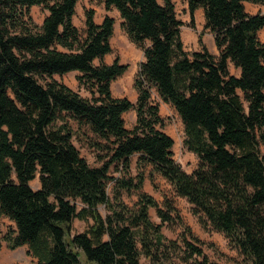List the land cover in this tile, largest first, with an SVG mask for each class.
Wrapping results in <instances>:
<instances>
[{"label": "trees", "instance_id": "obj_1", "mask_svg": "<svg viewBox=\"0 0 264 264\" xmlns=\"http://www.w3.org/2000/svg\"><path fill=\"white\" fill-rule=\"evenodd\" d=\"M78 1L0 0V220L15 224L9 247L27 245L38 264H85L81 251L93 264H142V255L151 264H216L177 206L144 190L140 170L150 164L203 228L223 233L247 264H264V13L245 7L264 0H186L192 27L203 8L219 55L201 39L202 50H186L173 0H98L107 12L119 11L122 29L143 52L135 102L112 92L128 65L104 60L115 18L97 23L89 8L81 32ZM35 5L48 12L42 24L32 18ZM73 71L78 91L54 78ZM154 92L183 122V146L199 159L192 172L174 158ZM132 109L137 120L128 128L124 114ZM76 131L96 139L101 165L82 156ZM134 155L138 173L131 175ZM112 170L120 176L110 196ZM124 192L136 193L132 206ZM75 219L92 223L68 238ZM175 221L182 230L171 239L163 227Z\"/></svg>", "mask_w": 264, "mask_h": 264}, {"label": "rangeland", "instance_id": "obj_2", "mask_svg": "<svg viewBox=\"0 0 264 264\" xmlns=\"http://www.w3.org/2000/svg\"><path fill=\"white\" fill-rule=\"evenodd\" d=\"M185 1L186 0H173L177 14L184 22V25L182 26V35L185 41L186 50L189 52L200 51L202 50V43L206 47L208 46L207 43L209 37L205 36L208 29H205L204 23L201 21V15H196L195 27L190 26L191 16L189 9L185 8ZM90 4L99 5L101 3H99L98 0H79L77 4L74 23L81 30V32H84L86 28L85 12L87 9L91 8ZM245 4L247 10L251 13H264V4L250 1H247ZM47 13V10L41 5H35L31 7L32 18L37 24H42ZM111 15L114 16L113 14ZM115 23L114 35L111 38L112 52L106 55L104 60L107 63H112L118 59L120 63L128 65L127 71L122 76L113 81L112 92L118 97L127 96L128 98H133L134 91H136L134 88V80L139 70L142 59V51L129 40L128 36L121 27L119 18H115ZM208 33L210 32L208 31ZM259 36L261 39H264V28L260 31ZM200 39L202 40V43L199 41ZM79 74V72L73 71L64 75H54V78L78 91L80 89L77 80V76ZM80 92L85 94L83 90H80ZM153 99L155 103L159 104L160 115L164 119V130L171 137H173L175 141L173 147L174 156L176 157L175 159L187 172H192L197 166L199 159L193 152L191 153L183 146L185 132L180 116L170 104L163 102L155 92L153 94ZM131 117L130 114H127L126 122L128 124L131 121ZM72 125L74 130H77V124L73 122ZM78 132L79 131H76L75 133L74 142L79 148L82 156L85 157L92 166L101 165L98 155H103L104 153L98 149L96 145H94L96 139L90 134H81V132L86 133V130H81L80 133ZM137 159L138 155H134L132 157V168L130 171L131 175H136L138 173ZM140 171L144 172V174H147V179L144 183V190L146 192L148 191V193H153V196L160 203H162L165 198H169L174 203V205L177 206L183 223L189 225L192 228L194 234L200 238L204 251L209 256L211 262L216 264H247L245 259L239 255L235 249H232L229 246L228 239L223 233L211 229H205L201 226L197 217L192 214L191 205L186 200V198L175 196L168 183L164 181L159 174L152 171L150 164L143 166ZM110 175L112 179L108 182L107 190L109 195L112 196L114 187L113 178L119 177L120 172L112 170ZM31 185L34 189L40 186L38 176L31 181ZM123 199L130 206H132L137 200V195L135 192H124ZM99 210L102 215H106L105 206L101 205ZM151 216L156 222L159 221L154 209L152 210ZM89 223H92L91 219L88 222L75 219L72 224V229L67 237L70 238L77 232L83 231ZM0 230V239L2 240L0 264H38V260L32 256L27 245H22L15 249L9 247L8 241L5 238L7 235H13L15 230V224L11 220L6 217H2L0 220ZM181 230V223L177 221H175L173 225H166L163 227L164 234L171 239L177 238ZM80 258L82 263L93 264L87 261V257L83 251H81ZM141 263L151 264L149 259H147L144 255L141 256Z\"/></svg>", "mask_w": 264, "mask_h": 264}, {"label": "crops", "instance_id": "obj_3", "mask_svg": "<svg viewBox=\"0 0 264 264\" xmlns=\"http://www.w3.org/2000/svg\"><path fill=\"white\" fill-rule=\"evenodd\" d=\"M159 2H161L162 3V0H159ZM246 3V2H245ZM262 6V5H261ZM90 7L91 8H93L94 10H95V21L97 22V23H101L102 21H103V19H104V16L106 15V14H109V15H111V14H113L114 16V18H119V21H120V23L122 22V20H121V17H120V13H119V11L117 10V9H113V10H111V11H109V12H107L106 10H105V8H104V4H99V5H94V4H90ZM245 7H246V4H245ZM263 7V6H262ZM185 8H188V3H187V1H185ZM246 10H247V8H246ZM248 11V10H247ZM249 12V11H248ZM249 13H251V12H249ZM252 14H256V13H252ZM196 15L198 16V15H201L202 16V19H201V21H202V23H204L205 22V19H204V11H203V8H199V9H197V11H196ZM112 16V15H111ZM116 24V23H115ZM262 30V29H261ZM260 30V31H261ZM208 31L209 30H207V34L205 35V36H208L209 37V40H208V43H207V48H208V50L212 53V54H214V55H219V49L217 48V46H216V44H215V41H214V38H213V35L211 34V33H208ZM260 31H259V33H260ZM182 38H183V35H182ZM263 42H264V39H261ZM183 41H184V39H183ZM184 45H185V41H184ZM185 48H186V46H185ZM197 50V49H196ZM144 60V56H143V52H142V59H141V62ZM140 62V63H141ZM232 67V68H231ZM230 69H231V72L232 73H234V74H239V70L238 69H235V67L233 66V64L231 63L230 64ZM137 96H138V93H137V91H134V95H133V98H129L131 101H133V102H135L136 100H137ZM119 97H123V96H119ZM172 107V106H171ZM127 114H130V117H131V115H132V117H133V119H132V117H131V121H130V123L128 124L127 122H126V126L128 127V128H132L134 125H135V123H136V120H137V113H136V110H134V109H132V110H130V111H128V112H126L125 114H124V118H125V121H126V116H127ZM192 153V152H191ZM174 158H176L175 156H174ZM162 177V176H161ZM163 178V177H162ZM163 180L164 181H166V179H164L163 178ZM167 182V181H166ZM168 183V182H167ZM168 185H169V187H171V185L168 183ZM37 188H39V187H37ZM148 192V191H147ZM150 194H152L153 195V193H150ZM152 210L153 209H151L150 210V213L152 214Z\"/></svg>", "mask_w": 264, "mask_h": 264}]
</instances>
